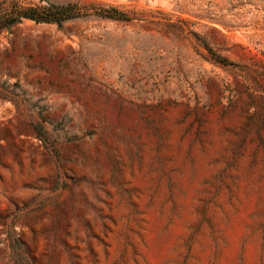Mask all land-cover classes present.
<instances>
[{
	"label": "rangeland",
	"instance_id": "1",
	"mask_svg": "<svg viewBox=\"0 0 264 264\" xmlns=\"http://www.w3.org/2000/svg\"><path fill=\"white\" fill-rule=\"evenodd\" d=\"M26 1L85 14L0 30V264H264V0Z\"/></svg>",
	"mask_w": 264,
	"mask_h": 264
},
{
	"label": "trees",
	"instance_id": "2",
	"mask_svg": "<svg viewBox=\"0 0 264 264\" xmlns=\"http://www.w3.org/2000/svg\"><path fill=\"white\" fill-rule=\"evenodd\" d=\"M84 14L74 3L40 5L26 0H10L7 6L0 4V30H8L23 20L59 25L67 20L84 16ZM95 15L115 20L127 19L125 14L116 8H101L95 12ZM211 54L219 63L233 65L228 59L213 52Z\"/></svg>",
	"mask_w": 264,
	"mask_h": 264
}]
</instances>
